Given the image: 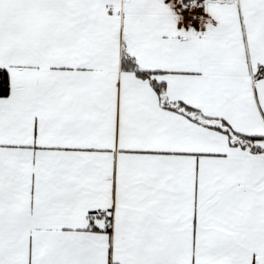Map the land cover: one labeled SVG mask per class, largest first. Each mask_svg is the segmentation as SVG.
Wrapping results in <instances>:
<instances>
[{
  "label": "snow or ice",
  "instance_id": "1",
  "mask_svg": "<svg viewBox=\"0 0 264 264\" xmlns=\"http://www.w3.org/2000/svg\"><path fill=\"white\" fill-rule=\"evenodd\" d=\"M0 264H264V0H0Z\"/></svg>",
  "mask_w": 264,
  "mask_h": 264
}]
</instances>
